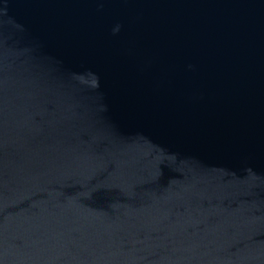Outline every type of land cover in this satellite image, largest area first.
<instances>
[{
	"label": "water",
	"instance_id": "water-1",
	"mask_svg": "<svg viewBox=\"0 0 264 264\" xmlns=\"http://www.w3.org/2000/svg\"><path fill=\"white\" fill-rule=\"evenodd\" d=\"M0 264H264V0H0Z\"/></svg>",
	"mask_w": 264,
	"mask_h": 264
}]
</instances>
